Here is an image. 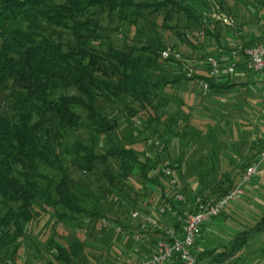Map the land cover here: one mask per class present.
I'll use <instances>...</instances> for the list:
<instances>
[{
	"label": "trees",
	"instance_id": "1",
	"mask_svg": "<svg viewBox=\"0 0 264 264\" xmlns=\"http://www.w3.org/2000/svg\"><path fill=\"white\" fill-rule=\"evenodd\" d=\"M214 11L233 25L214 20ZM106 19L116 25H105ZM229 35L234 44L227 40ZM263 44L264 0H0V96L10 91L13 100L12 113L0 114V264H18L33 222L50 216L54 224L58 221L83 233L81 215L91 222L90 236L85 230L87 238L69 248L51 238L44 264H76L79 259L87 263L86 252L93 247L89 241L100 243L109 228L120 245L139 247L140 264L166 236L158 229L150 231L143 243H135L133 235L140 231L142 219L129 223L131 213L152 216L163 227L181 226L157 212L163 204L183 205L174 201V189L161 171L165 159L187 183L182 192L187 197L184 205L191 203L190 211L197 197L220 198L231 190L264 152V132L253 124L243 128L232 122L223 114L225 108L220 116L208 114L207 122L197 124L198 106L188 105L187 98L193 99L195 93L218 99L235 95L238 89L247 93L249 81L237 80L256 74L246 70L243 52ZM239 47L243 51L237 75L224 71L218 80L208 76L209 58L225 67ZM169 48L181 60L163 59L162 52ZM184 64L199 68L193 78L183 72ZM202 80L209 84V92L201 91ZM126 99L130 101L125 103ZM169 106L177 109L172 115L165 110ZM85 125L89 140L66 143ZM120 128L130 133L126 146L116 141ZM237 128L255 137L250 149L256 153L241 164L226 156L227 150L238 152L237 142L246 144ZM153 139L165 144L163 152ZM103 140L109 146L99 153ZM200 142L208 146L205 153L194 150ZM64 154L87 178L105 179L112 188L117 179L123 181L114 188L116 193L110 191L123 220L111 219L103 209L86 210L92 193L71 188ZM112 159L120 165L117 174L109 171ZM226 159H231L227 169ZM44 167L60 178L47 176ZM136 174L141 187L135 186L128 195L124 189L130 175ZM97 228L100 238L91 240ZM263 232L264 213L254 227L227 240L225 252L214 260L224 264L233 257L243 259L253 238ZM216 251L207 253L213 256ZM194 253L200 260L201 255ZM168 264L182 263L176 255Z\"/></svg>",
	"mask_w": 264,
	"mask_h": 264
},
{
	"label": "rangeland",
	"instance_id": "2",
	"mask_svg": "<svg viewBox=\"0 0 264 264\" xmlns=\"http://www.w3.org/2000/svg\"><path fill=\"white\" fill-rule=\"evenodd\" d=\"M243 14H246L243 12ZM243 17V16H242ZM212 18L214 20H218L219 18H222L223 22L227 24L228 26L233 25L232 21L229 18H226L224 16H218L217 12L212 13ZM108 20L106 19L103 23L105 25H110L114 27L116 25L115 22L108 23ZM225 34V33H224ZM177 42V40H176ZM230 44H234L233 42H229ZM195 66V65H194ZM200 66V65H199ZM198 66V67H199ZM194 69L197 71L199 68L194 67ZM202 72V71H201ZM260 75V73L256 74ZM261 90L260 91H253V95L249 96L248 94H243L241 97H243L241 100H238L240 98V95L237 97L230 96L227 97V99H203L202 97H199L197 94H191L187 98L188 105H196L198 106V110L194 112L196 116L199 118L198 121H196L197 124L202 123V121L205 123L207 122L206 119H208V114H215L216 116H220L222 110L224 108L226 109V112L223 114L229 116V118L232 120H237L239 118H244L245 120H241L245 123V125L249 126L253 124L254 128H261V131L264 132V87L260 83ZM191 92V91H189ZM188 96V94H187ZM249 96V97H248ZM190 99V100H189ZM192 99V100H191ZM245 100V101H243ZM130 100L126 99L125 103H128ZM12 107H13V100L11 97L10 91L4 92L0 96V114L9 115L12 113ZM201 109H205L202 111ZM166 112L170 115L174 114L177 109L175 106H169ZM201 110V111H199ZM83 117L85 116L84 113H81ZM251 116L253 117L251 119ZM201 118V119H200ZM204 118V119H202ZM138 126L142 128L141 121L138 123ZM88 127L85 125L81 130L77 131L70 139L66 140V143H73L76 140H83L87 141L89 140V132ZM130 130V129H129ZM236 131L240 134L241 137L242 132L241 130L236 129ZM128 132V129L120 128L119 135L116 137V141H118L121 145L126 146L128 144L129 135H126ZM150 132L148 133V135ZM255 134V133H254ZM225 135V134H224ZM224 136V139H226ZM250 134L247 133V141L248 144L250 143ZM254 137V135H253ZM153 138V137H152ZM156 138V137H155ZM156 141H160L158 139H153ZM232 142V141H231ZM109 144L106 143L104 140L100 141L98 144V152L99 153H105L108 149ZM223 145H221V148ZM199 150L198 153H205L208 150V146L202 142L197 144L194 147V150ZM174 150H170V152L173 154ZM190 153L188 155V159L190 160L192 154ZM240 158V157H239ZM64 166L67 169V173L70 176L69 184L73 190L81 189L82 191H91V197L87 198V202L84 204V207L86 210L90 211L93 209H103L110 217L111 219H121L123 220V217H121L122 209L119 208L115 203L113 202V196L110 195V191H112L114 188H120L123 186V181L120 179H117L115 183V187H109V183L105 179H97L96 176L89 177L82 173L73 163V160L71 156H67L64 154L63 156ZM240 162V160H239ZM239 164V163H238ZM120 165L116 159H112L109 166V171L113 174H117L119 172ZM43 172L50 177H53L55 179H59V175L54 170H51L47 167L43 168ZM262 176V178L260 177ZM260 178V179H259ZM190 182V181H189ZM141 184L140 177L136 175H130L129 177V185L127 188L124 189V191L128 195H133V191L135 189V186L137 188L141 187V185L138 186V184ZM183 183V182H182ZM41 184L43 186H46V181H41ZM186 187L187 183H183ZM189 185V184H188ZM126 187V186H124ZM114 193H116V190L114 189ZM245 196L239 200L231 202L228 207L225 209L224 213L222 214L223 217H221V221L219 220L216 224L219 226L218 232L214 233V237L218 240H224L225 243L227 240H231L232 236L237 233V231L244 230L247 228L254 227L261 219L262 214L264 213V165L259 169L258 171V178L255 177L251 183H249L245 188ZM122 194V193H120ZM185 195V194H184ZM186 197V195H185ZM187 201V197H186ZM189 204H183L181 206L182 209L186 210L189 209L191 206ZM147 207H152L150 205H147ZM154 209L153 207L151 208ZM221 215V216H222ZM80 218L83 220V233L79 228H72L71 226L62 225L60 222H56L54 224V219L52 217H48L47 219L43 217L38 222H33L27 230V234L24 238L23 242V249L20 256V260L18 264H44L43 260V253L48 254L47 250V244L51 238H55L60 244L64 245L66 248H69L70 245H72L75 241H82L83 238H87L85 236V230L89 231L90 229V223L89 220L85 216L81 215ZM129 223L135 224L137 219H133L132 213L131 217L129 218ZM100 227V226H99ZM138 231V230H137ZM115 231L113 228H109L108 231L104 233L102 236V239L100 243H93L92 241H89L93 244V247L87 250L86 255L88 256V261L85 264H137V256H135V252H133V248L135 244L132 247H127L124 244L120 245V243L115 239ZM137 233V232H136ZM135 233V234H136ZM91 230L88 232L87 236H90ZM101 234V230L97 228L93 233V238L91 240H94L95 238H100L99 235ZM134 234V235H135ZM210 235L212 233H209ZM199 236V234H198ZM197 236V238H198ZM136 243L137 241L134 240ZM140 243V242H137ZM104 244V245H102ZM251 249L253 253H249L250 251H247V253H244V258L241 260V264H264V232L257 234L255 238L251 241ZM108 247V249L106 248ZM249 247V248H250ZM240 255V254H239ZM198 260V258H197ZM199 261V260H198ZM197 261V262H198ZM240 261V260H238ZM236 261L234 264H237ZM52 264H60L58 262L52 263ZM76 264H84L83 261L80 259L76 262Z\"/></svg>",
	"mask_w": 264,
	"mask_h": 264
},
{
	"label": "built area",
	"instance_id": "3",
	"mask_svg": "<svg viewBox=\"0 0 264 264\" xmlns=\"http://www.w3.org/2000/svg\"><path fill=\"white\" fill-rule=\"evenodd\" d=\"M242 51L241 47L233 51V58L225 67L217 59L209 58L207 63L208 76L218 80L223 76L224 71L230 75H237L238 64L240 63L239 55ZM243 53L246 58L245 68L247 71L255 74L264 73V44L246 49ZM162 57L163 59L175 58L181 60V55L170 48L162 52ZM183 72L188 78H193L195 69L190 65L184 64ZM199 85L201 91H210L209 84L206 81H200ZM155 145L160 152L165 150V144L162 141H156ZM263 165L264 152L255 162L248 166L240 181L225 195L220 198L209 199L197 197L191 211L190 209L183 210L181 207L171 206L170 204L161 205L157 209L158 214L161 217H171L176 222L181 223L179 230L168 225L163 227L161 222L152 216L144 217L138 211L133 212V219H142L140 231L133 235L135 241L143 243V241L148 239L150 231L158 229H161L166 236V239L157 241L154 253L149 258L142 260L140 264H168L176 255L182 264H197L194 250L201 227L220 216L231 202L241 200L245 196L246 186L258 175V171ZM161 171L174 189V201L178 205L184 204L186 202V197L182 192L184 184L179 180L169 160L165 159L162 162ZM118 231H120V228H118Z\"/></svg>",
	"mask_w": 264,
	"mask_h": 264
},
{
	"label": "crops",
	"instance_id": "4",
	"mask_svg": "<svg viewBox=\"0 0 264 264\" xmlns=\"http://www.w3.org/2000/svg\"><path fill=\"white\" fill-rule=\"evenodd\" d=\"M249 34V33H247ZM227 40L229 42H235L236 40L233 38V36H228L227 37ZM243 74V73H241ZM250 77V76H249ZM249 81V84H248V87H249V90L247 91V93L245 94H248L249 96L253 95V91L254 90H258L260 91L261 90V87H260V83L261 85H263L264 87V73H261L260 75H254V76H251L249 79L246 78V77H240L237 82L239 83H247ZM243 90V89H242ZM241 89H238L237 92L235 93V95H232V96H235L238 98V96L240 95V98H238V100H241L243 97H241V95H243L244 93H241L242 91ZM257 91V92H258ZM248 96V97H249ZM227 97H230V96H225V97H222L221 99H227L229 100ZM245 101V100H243ZM253 117L251 116V119ZM241 120H245L244 118H239V119H235V120H231L232 122H237L239 124H242L243 125V128H246L248 127V125L246 126L244 122H242ZM250 126V125H249ZM242 140H244L246 142L245 145L241 144V143H236L237 147H238V152L237 153H234L230 150H227L226 152V156H229V157H232V159L235 161V163H239L241 164L242 161H243V158L246 159L248 157H252L254 153H256V150L252 151L250 148H251V145L252 143L254 142L255 143V137H253V135L250 137V143L251 145L248 144V141H247V133H242ZM242 145V146H240ZM240 157V158H239ZM231 159H226V161L224 162V168L227 169L226 167L230 164V161ZM240 160V162H239ZM262 178V176H260ZM260 179V178H259ZM152 215H154L152 213ZM223 217V216H222ZM221 219V217L217 218V219H213L211 220L210 222L206 223L205 225H203L200 229V232H199V236L196 240V244H195V252L198 255H201L200 257V260H199V264H222V263H219V261H216L214 260L215 258H217V255H221L225 252V249L226 247H228V245L225 243L224 240H221V239H216L214 237V233L218 232V230L220 229L219 228V224L217 225L216 227V224L219 223L218 221ZM221 221V220H220ZM209 233H212L211 235ZM250 246L252 247L251 243H250ZM249 246V247H250ZM248 249H246L245 253H247V251H250L249 253H253L251 247ZM214 249H217L216 253H214L215 255L213 256H209L207 252H209L210 250H214ZM140 249L138 246H134L133 248V252H135V256H138L140 254ZM244 258V256H243ZM238 258L237 257H233L231 259H227L224 264H234ZM242 260V259H241ZM239 262V264H241V261ZM238 264V262H237Z\"/></svg>",
	"mask_w": 264,
	"mask_h": 264
}]
</instances>
